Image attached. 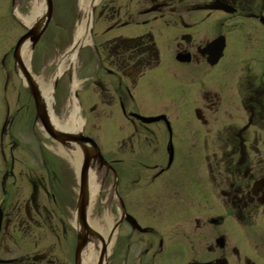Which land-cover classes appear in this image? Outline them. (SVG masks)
<instances>
[{
    "label": "flooded vegetation",
    "instance_id": "obj_1",
    "mask_svg": "<svg viewBox=\"0 0 264 264\" xmlns=\"http://www.w3.org/2000/svg\"><path fill=\"white\" fill-rule=\"evenodd\" d=\"M4 27L0 23V50ZM90 31L95 71L113 77L109 82L96 72L91 82L97 103L91 110L98 104L117 106L133 125L132 134L140 131L138 145L146 155L166 151L160 167L150 164L149 157L129 159L130 164L137 161L157 170L140 185L135 180L137 187L124 195L116 167L123 159H106L114 176L116 243L122 238L115 246L114 264H264V0H98ZM9 54L4 49L0 54V101L7 108L13 101L3 96L12 79L6 69ZM164 61L171 64L168 74ZM155 69L160 72L153 73ZM202 69L220 88L216 96L214 89H207L206 105L193 108L196 120L206 127L198 149L205 153L207 177L192 169L180 174L177 183L180 187L192 179L187 192L155 191L165 176L176 182L171 175L178 167L176 121L164 111L148 110L162 108L163 96L180 91L181 77ZM128 76L133 87L142 82L147 90L145 109H128L129 102L136 103L124 81ZM164 77L172 84H162ZM182 80L186 89L192 88L193 81ZM136 114L166 118L148 121ZM208 116L220 121L213 126ZM158 123L167 134L164 148L147 136L155 134L149 125ZM132 136L128 143L134 150ZM15 147L4 136L0 139V264H67L72 259L76 264L79 230L72 218L79 191L74 202L71 187L66 183L58 188L46 176L38 177L33 160L17 174ZM211 157L223 165L225 174L219 171V179Z\"/></svg>",
    "mask_w": 264,
    "mask_h": 264
},
{
    "label": "rangeland",
    "instance_id": "obj_2",
    "mask_svg": "<svg viewBox=\"0 0 264 264\" xmlns=\"http://www.w3.org/2000/svg\"><path fill=\"white\" fill-rule=\"evenodd\" d=\"M33 0H0V23H4V39L3 45L4 51H9V58L7 60L6 69L11 70L12 79L10 81L7 91L3 92V96L6 95L11 102V115L9 118L7 130H6V141L7 145L16 144L13 148L15 155V172L18 174L20 170L27 169L30 162L35 161L37 176H46L48 182H54L58 188L62 184H68L75 198H77L79 191L78 174L73 166L72 162L67 156L62 155L56 150L59 149L58 142L54 141L49 137L46 131L42 128V123L39 118H36V103L30 93L29 89L25 85L24 79L20 75L17 67V62L12 53V48L16 46L19 38L28 31L26 25L18 18V13L22 15L31 14ZM54 11L52 19L45 28L40 39L32 48L31 67L33 72L40 76H43L48 80L56 71L55 59L61 56L74 42L75 29L79 19L83 16V10L80 5V0H53ZM101 24H97L96 29L100 30ZM135 28V27H134ZM93 34L90 35V37ZM2 44H0L1 46ZM80 50L77 51V60L74 69H68L58 78L56 87L53 92V109L56 115L61 116L66 111V106L72 95V78L75 75L79 80L77 85V96L80 105H82V115L84 117L83 131L86 135H89L97 140L104 156L108 161L112 159H123V162L116 164L118 173L121 178L120 190L124 195L129 188H136L137 182L140 184L144 183L147 178L153 174L157 169L145 167L142 164H138L137 161L134 164H130L129 159L134 160L140 157H149V163L155 165L158 163L160 167L165 160L166 151L150 150L154 152V156L151 154L146 155V150L140 148L138 145V138L141 134L138 131L133 133V125L130 121L125 118L122 113L118 110V107L108 106L106 104H98V109H92L95 106L97 100V94L93 90L92 78L99 72L103 78L109 82L113 79L104 70H96L95 64L96 59L93 51L92 42L87 41L85 45L80 46ZM0 50V54L2 52ZM79 52V54H78ZM94 55V56H93ZM170 63L164 61L162 67L165 69L164 74H168L170 69ZM187 70V69H183ZM160 69H155L153 73ZM206 69L194 70V73L181 77L184 80L193 81L192 88L186 89V85L182 79L179 81V90L174 96L170 93L169 96H163V107L153 110H148V113H159L166 112L172 120L176 121V158L177 163L173 171L175 181L165 176L162 178L164 182L160 183V187H156L155 191L168 190L170 195L175 194L176 190L186 192L190 190L191 186L194 185V181L189 179L183 186H178L177 183L181 180L179 175L191 173V170H197L200 173V178L207 177L206 162L203 161L204 150H201V142L206 139V127L203 124H199L193 114V108L196 105L204 107L207 103L204 98L205 91L207 89H214L212 93L219 92L220 88L213 86L210 78H207L205 73ZM151 74H149L150 76ZM163 78V76H162ZM1 80V76H0ZM56 76L54 77L53 84H55ZM126 84L130 85L132 91L135 93L136 103L129 102V108L131 110H141L145 102L146 96H149L140 82L137 87H133L131 78L128 76L124 79ZM172 84V80L164 77L163 83L165 85ZM221 87V85H220ZM141 88V89H140ZM76 89V90H77ZM76 90L74 92H76ZM209 91V90H208ZM76 94V93H75ZM168 95V92H165ZM216 96V95H215ZM216 98V97H214ZM150 95V101L156 102V96ZM158 102V100H157ZM156 102V104H157ZM160 105V104H159ZM6 107L2 106L0 101V122L4 117V111ZM212 121L211 125H215L220 121V118H212L208 116ZM245 119V118H244ZM150 128L155 131V134L148 133L149 141L160 143L161 147L164 148L167 141V134L164 130L162 123L150 124ZM150 132V131H149ZM133 135V141L135 143L134 150L130 148L128 143L129 137ZM126 141V142H125ZM209 141H215L213 139ZM186 143V148L192 144L195 145L194 149H183V145ZM153 147V145H152ZM70 150V147H64ZM201 148V149H198ZM56 149V150H55ZM218 151L219 150H214ZM212 150H210V153ZM219 157V154H218ZM179 158V159H178ZM185 158V161L182 159ZM202 158V159H201ZM211 161L217 178L224 176L223 165L218 163L217 159L211 157ZM148 162V161H145ZM98 166H99V162ZM47 167L51 170V177H47ZM100 167V166H99ZM101 174V193L95 202L91 211V217L102 218L105 212H110L112 215L118 214L116 211V203L114 197V176L112 172L107 171V167L103 166ZM222 171V175L219 174ZM57 174V175H55ZM146 174V175H145ZM137 180L136 183H133ZM190 180V181H189ZM171 181V182H168ZM13 182V181H9ZM205 182V180H204ZM184 184V183H183ZM204 184V183H203ZM224 184V183H223ZM13 186V185H12ZM18 186L14 184L13 188ZM154 192V189L152 190ZM139 192H134V196H139ZM72 216L70 215V219ZM73 220V218H72ZM122 243V238L118 237V241L111 246L110 254L108 257V264H114V250L119 247ZM116 246V247H115ZM116 255V253H115ZM67 264H74V259L68 261Z\"/></svg>",
    "mask_w": 264,
    "mask_h": 264
},
{
    "label": "bare ground",
    "instance_id": "obj_3",
    "mask_svg": "<svg viewBox=\"0 0 264 264\" xmlns=\"http://www.w3.org/2000/svg\"><path fill=\"white\" fill-rule=\"evenodd\" d=\"M97 1L98 0H80L83 16L81 19H79L76 25L74 42L61 56L55 59V64L57 66L56 71L48 80H46L43 76L39 77L32 70V41L28 38V40H26L25 43L19 48L21 61L17 65L18 71L25 83H27V78L22 66H24L28 73H30L32 79L34 80V84L37 85L40 91L42 103L46 108L50 122L57 129L78 132L80 129H82L84 124V117L81 112L79 100L74 95V91L77 89V85L80 83L79 80L75 75L73 76L71 85L72 95L69 103L66 106V111L61 116L56 115L53 109V81L55 76L58 77L68 69H74L77 60L78 48L82 45H85L87 41L90 42V30L93 23V13L91 12V7H93ZM45 2V0H33L31 14L22 15L18 13V17L27 26H36L38 28L41 27L46 18ZM39 120L41 122L40 118ZM57 142L60 143L58 147L59 149L55 150L70 159L79 177L84 161V147L81 144L74 142L68 144H62L59 141ZM66 146L70 147L71 149H65L64 147ZM97 162L98 161L92 162L88 172L87 192L89 202L87 206V220L89 226L101 234L102 238L94 234L89 235L88 242L81 252V264H105L107 257L110 254L111 246L114 244L117 237V231H114L116 227L114 214L112 215L107 211L100 219L98 217H91V211L102 189L101 174L103 173V169L98 166ZM73 222L79 227V229L83 228L77 212H75V218L73 219Z\"/></svg>",
    "mask_w": 264,
    "mask_h": 264
},
{
    "label": "water",
    "instance_id": "obj_4",
    "mask_svg": "<svg viewBox=\"0 0 264 264\" xmlns=\"http://www.w3.org/2000/svg\"><path fill=\"white\" fill-rule=\"evenodd\" d=\"M45 1H46V18L44 23L39 28L36 26L29 27L28 32L25 33L18 41L14 54L17 64L21 61L19 54L20 46L23 45L25 41L28 40L29 38L32 41V48H33L34 45L37 43V41L40 39L48 23L52 19V15L54 11V2L53 0H45ZM22 69L24 70L27 78L26 79L27 83H25V85L28 87L36 103L37 118L41 119L42 125L46 130L47 134L50 137H52L54 140L59 141L62 144H68L74 142L77 144H81L84 147V161L79 175L80 189H79V198H78V206H77V215L83 225V228L79 229L78 244L76 249V264H81L80 263L81 252L84 246L86 245V243L88 242L89 235L94 234L102 238L101 234H99L97 231H95L89 226L87 220V206L89 202V197L87 192V178H88L89 167L93 161H98L100 167L109 165V163L104 158L97 141L94 138L85 135L82 129H80V131L78 132H70V131H65L63 129H57L52 125L48 113L46 111V108L42 103L41 94L37 85L34 84L33 82L34 80L32 79L30 73H28V71L24 68V66H22ZM58 78L59 77H56L54 88L56 87ZM141 118L148 121L153 119H158V117L156 118L141 117ZM105 264H108V257Z\"/></svg>",
    "mask_w": 264,
    "mask_h": 264
}]
</instances>
